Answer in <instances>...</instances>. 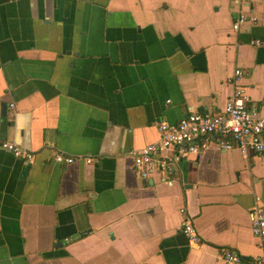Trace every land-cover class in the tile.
Returning <instances> with one entry per match:
<instances>
[{
	"label": "crops",
	"instance_id": "1",
	"mask_svg": "<svg viewBox=\"0 0 264 264\" xmlns=\"http://www.w3.org/2000/svg\"><path fill=\"white\" fill-rule=\"evenodd\" d=\"M238 12L255 20L234 29ZM252 38L264 41V0H0V142L33 154L0 148V264L263 255L249 211L264 209V152L210 145L147 179L127 154L157 139L159 120L221 109L234 67L264 112V44ZM57 151L74 161L54 162ZM180 208L201 244L180 232Z\"/></svg>",
	"mask_w": 264,
	"mask_h": 264
},
{
	"label": "built area",
	"instance_id": "2",
	"mask_svg": "<svg viewBox=\"0 0 264 264\" xmlns=\"http://www.w3.org/2000/svg\"><path fill=\"white\" fill-rule=\"evenodd\" d=\"M244 20L253 21L255 16L238 12L232 21V28H237L238 24ZM250 42L259 45L261 40L252 38ZM242 73L239 67L233 68L230 76L232 89L221 109L215 112L190 111L173 124L164 120L157 121L155 123L157 139L140 148L127 151L132 159V167L136 175L142 179L150 178L153 174H160L166 178L177 160L202 152L210 145H215L222 151L237 149L241 153L256 155L263 153L264 112L260 113L253 108L243 86L237 82ZM13 112V103L8 102L6 117L10 119ZM0 148L26 161L33 156L31 151L11 141H1ZM52 159L60 164H69L74 161V157L59 151L53 154ZM82 159L86 163L92 160L90 157ZM179 212L182 215L179 230L187 243L192 246L201 244V239L192 220L186 216L184 208H180ZM249 216L251 234L264 238V209L261 206H254L250 209ZM219 254L227 263L264 264V254L243 259L227 248H221Z\"/></svg>",
	"mask_w": 264,
	"mask_h": 264
},
{
	"label": "water",
	"instance_id": "3",
	"mask_svg": "<svg viewBox=\"0 0 264 264\" xmlns=\"http://www.w3.org/2000/svg\"><path fill=\"white\" fill-rule=\"evenodd\" d=\"M262 44H264V41L263 42H261ZM5 114V109H3V111H2V115H4ZM186 116V115H185Z\"/></svg>",
	"mask_w": 264,
	"mask_h": 264
}]
</instances>
